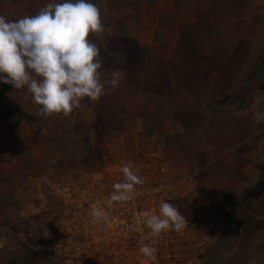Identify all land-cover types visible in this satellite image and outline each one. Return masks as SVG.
Returning a JSON list of instances; mask_svg holds the SVG:
<instances>
[{
	"label": "rangeland",
	"instance_id": "1",
	"mask_svg": "<svg viewBox=\"0 0 264 264\" xmlns=\"http://www.w3.org/2000/svg\"><path fill=\"white\" fill-rule=\"evenodd\" d=\"M49 2L0 0V14L16 20ZM90 2L104 26L91 37L101 82L122 70L115 90L42 117L26 90L0 81V264H78L46 251L61 218L44 204L50 185L114 152L113 139L153 141L196 173L185 213L212 225L194 264H264V0Z\"/></svg>",
	"mask_w": 264,
	"mask_h": 264
},
{
	"label": "built area",
	"instance_id": "2",
	"mask_svg": "<svg viewBox=\"0 0 264 264\" xmlns=\"http://www.w3.org/2000/svg\"><path fill=\"white\" fill-rule=\"evenodd\" d=\"M117 141L111 143L115 151L104 154L95 168H79L50 185L43 211L52 216L58 209L61 220L46 251L65 253L78 264H194L212 225L204 215L190 218L185 213V202L197 196L196 173L189 165L173 163L153 141L122 140L116 146ZM128 162L144 184L136 186L131 200L107 207L105 201L113 184L123 180L121 168ZM162 201L177 205L188 224L180 232L167 230L153 237L141 214L157 212ZM96 206L105 208L107 218L91 225L89 213ZM142 243L156 249L155 260L140 254Z\"/></svg>",
	"mask_w": 264,
	"mask_h": 264
},
{
	"label": "clouds",
	"instance_id": "3",
	"mask_svg": "<svg viewBox=\"0 0 264 264\" xmlns=\"http://www.w3.org/2000/svg\"><path fill=\"white\" fill-rule=\"evenodd\" d=\"M103 32L101 9L90 0H51L36 14L16 20L0 14V81L26 90L42 117H68L83 99L99 100L106 85L109 90L119 86L122 70L115 66L111 78L101 82L102 46L91 37ZM255 118L264 121V112L257 111ZM121 172L123 180L113 184L107 207L131 200L136 186L144 184L131 162ZM89 216L91 225L107 218L100 206ZM141 221L153 237L167 230L180 232L188 224L178 206L167 201L155 213H142ZM139 251L148 260L156 258V249L148 244L142 243Z\"/></svg>",
	"mask_w": 264,
	"mask_h": 264
},
{
	"label": "crops",
	"instance_id": "4",
	"mask_svg": "<svg viewBox=\"0 0 264 264\" xmlns=\"http://www.w3.org/2000/svg\"><path fill=\"white\" fill-rule=\"evenodd\" d=\"M228 159H230V162H231V159H233V157H230ZM225 161L227 162V160H225ZM236 163H238V162H236ZM241 166H242V164H241ZM246 169H248V171H249V169H251V177H253L254 176V173L252 171L253 169L251 167H248V166H246ZM237 173H240L242 175V177H243L244 176V173H245V169H243L242 167H240L239 169H237Z\"/></svg>",
	"mask_w": 264,
	"mask_h": 264
}]
</instances>
